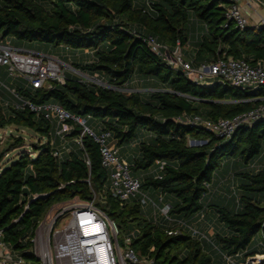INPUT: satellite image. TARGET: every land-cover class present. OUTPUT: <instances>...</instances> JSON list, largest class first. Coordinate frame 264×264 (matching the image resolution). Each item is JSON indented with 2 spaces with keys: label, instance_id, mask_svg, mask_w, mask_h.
<instances>
[{
  "label": "trees",
  "instance_id": "trees-1",
  "mask_svg": "<svg viewBox=\"0 0 264 264\" xmlns=\"http://www.w3.org/2000/svg\"><path fill=\"white\" fill-rule=\"evenodd\" d=\"M229 5L226 0H0L1 40L11 37L10 43L19 49L36 43L90 51L89 63L72 65L109 88L65 73L64 84L53 82L50 89L32 92L11 83L4 69L0 82L37 104H53L71 115L98 119L119 149L144 132L151 134L139 144L132 164L134 177L142 173L141 194L149 193L155 203L170 206V218L189 227L208 212L216 215L224 229V233L215 232L213 239L193 236L188 229L169 236L167 231L177 226L147 221L141 196L123 205L112 197L110 173L103 168L100 147L91 137L83 138V149L75 144L78 150L67 160L55 157L59 149L51 145L52 124L30 111H16L12 94L0 87V129H26L40 140L10 167L0 168V230L7 246L26 264H40L31 242L40 223L54 206L75 198L85 203L96 198L95 205L116 223L120 241L130 238L131 248L140 257L157 264H227L225 257L240 256L242 264H264V244L256 241L264 237V170L253 168L257 161H264V122L220 139L178 121L193 116L208 121L234 119L264 105V87L196 85L153 53L146 42L154 38L170 55L178 44L181 48L195 44L194 67L219 58L255 66L264 61V27L258 31L238 28L228 21ZM199 26L204 32L196 38ZM135 75L156 79L164 87L147 97L119 91ZM81 132L77 126L69 139ZM189 140L205 144L194 147ZM24 148L23 137H10L0 150V164ZM159 163H165L162 171ZM153 168L156 172L150 174ZM230 181L238 183L235 196L227 187L225 196L216 193L218 186Z\"/></svg>",
  "mask_w": 264,
  "mask_h": 264
},
{
  "label": "built area",
  "instance_id": "built-area-1",
  "mask_svg": "<svg viewBox=\"0 0 264 264\" xmlns=\"http://www.w3.org/2000/svg\"><path fill=\"white\" fill-rule=\"evenodd\" d=\"M240 2L250 4L251 0H231L227 8V18L238 28L245 29L249 27V21L240 7ZM146 42L153 53L162 57L169 65L180 69L196 85H206L210 81L219 80L218 83L242 89L264 87V63L262 62L251 66L244 60L219 58L214 63L202 64L194 68L191 63L182 59L179 44L170 55L167 48L159 45L154 38L149 37ZM1 69L5 70L11 83L20 84L32 92L50 89L53 82L64 84L66 80L62 62L58 58L19 49L10 42L0 39ZM0 87L10 91L14 98L12 107L16 111H30L52 124L54 128L51 138L52 147L56 145L55 137L62 139L64 144H69V136L77 126H80L82 132L73 141L83 149V138L89 136L99 145L102 166L110 173L109 192L121 205L141 196L143 207L151 203L156 220L160 213L166 223L177 226V230L167 231L169 236L182 235L184 229H188L193 236L206 238L205 235L193 232L184 222L170 218V206H160L147 195L141 194V181L132 175L133 165L120 159L119 149L110 143L112 139L110 132L102 130L96 133L88 128L87 122L79 116L71 115L53 104H37L23 97L16 88L9 90L4 83L0 82ZM119 91L128 96L133 94L128 90L119 89ZM178 121L196 129H203L220 139H229L242 127L250 128L264 122V105L231 120L208 121L200 116H193ZM68 153L71 152L68 151ZM62 155L59 150L54 153L57 158H62ZM85 163L90 167L88 157H85ZM158 166L162 171L165 163H159ZM63 188L62 186L59 190ZM95 200L96 198L84 205L65 209L49 223H47L49 214L46 216L31 240L34 254L40 264H157L154 259L140 257L131 248L130 238H125L124 246H121L116 223L105 211L95 205ZM263 244L264 237L261 239L260 246ZM225 260L227 264H235L231 257H225ZM0 264H26L24 258L14 253L4 242L1 230Z\"/></svg>",
  "mask_w": 264,
  "mask_h": 264
},
{
  "label": "rangeland",
  "instance_id": "rangeland-1",
  "mask_svg": "<svg viewBox=\"0 0 264 264\" xmlns=\"http://www.w3.org/2000/svg\"><path fill=\"white\" fill-rule=\"evenodd\" d=\"M195 32V31H194ZM12 41V38L11 37H8L7 38V42H11ZM21 49L23 50H27V51H32V52H35L37 54H41V55H44V56H49V57H54V58H59L62 62V66H63V71L67 74H73V75H76L78 76L79 78L85 80V81H88L90 83H94V84H97V85H101V86H108L106 84H103L101 81L98 80V78L95 76V77H89L87 75H84L80 72H78L75 67L72 65L71 63V58L74 56H78L77 54V51L78 50H75V49H72V48H59V49H56L52 46H47V45H43V44H27L26 46L22 47ZM63 49H65V51L63 52ZM184 49V48H183ZM68 51H71L70 53ZM190 51H192V47L190 46H186V49H185V52L189 53ZM182 59H186V54H184V56L182 57ZM143 81H155L156 84H151V86L148 88L150 91H143V89L141 88L140 86V83L143 82ZM220 82L219 80H213V81H210L208 82L206 85H209V84H215V83H218ZM132 86H134V88L137 90L138 93H140L141 95L143 96H147L149 95L150 93H153V92H157V91H160L162 90L163 86L161 84H159L156 79H153V78H145V77H140L138 75H135L130 83ZM112 88V87H110ZM113 89V88H112ZM4 106H6V103H4ZM82 119L86 122H88L90 119L93 120L94 123H96L98 121V119L96 118H92V117H82ZM93 122L92 123H89L87 125L88 128L90 129H93L92 126H93ZM23 137L25 139V148L24 149H20L18 151H14L12 153H10L9 155L6 156V158L4 159V161L0 164V168H8L10 167L17 159H18V156L19 154L23 153V151H30V146L33 145V144H36L37 142H39V136L36 135L34 132L32 131H29V130H26V129H18L17 127H10V128H6L4 130H1L0 129V150L2 151L3 149H5L7 147V142L9 141L10 137ZM43 143H46L45 140H41ZM68 141H69V145H67V147H64L61 145L60 147V151L63 153V156H62V160H67L69 158V155L67 154V150H70V151H77L78 148L75 146V142L71 139L68 138ZM71 141V142H70ZM141 143V139L138 137L132 144H126L123 146V149H128L129 150V153L128 155H130L131 157V161L133 162L135 160V158L138 156V146L139 144ZM189 145L190 146H203L205 143L201 140H189L188 141ZM57 146V145H56ZM254 170L256 172L258 171H261V170H264V161H257L254 166H253ZM156 172V168H153L149 171V173H155ZM137 176L139 178L142 177V173H138ZM227 187V189L229 190V192H231V194L233 196L236 195V191H237V188H238V183L237 181H230V184H227L226 186H223L221 187L218 186V190H217V194H220L221 191H225V188ZM227 192V191H226ZM225 193V192H223ZM146 195L150 196L149 198L150 199H155L153 198V196H151L149 193ZM225 195V194H223ZM238 198V197H237ZM158 205H159V200H156ZM85 202L80 200L79 198H75L74 200L66 203V204H60V205H56L53 207L51 213H48L49 214V217L47 219V223L51 222V220L56 217L60 212H62L63 210L65 209H69L71 208L72 206H79V205H84ZM151 204V203H150ZM147 205L143 208V211H144V216H145V219L147 221H156V218H155V213H154V210L152 208L151 205ZM213 215V219H211V216L208 212H206L204 214L205 217H209L210 219L209 220H205L204 219V216L202 218V214L200 215L201 218L197 221H194L190 224V227L192 229L193 232H198L200 233V235H205L210 229L212 228H215L214 227V224L216 223L215 221H217V218H216V215L215 214H212ZM158 221H159V225L164 227V220L161 218L160 216V213H158ZM217 226H221L220 223L217 221ZM204 229V231H203ZM121 239V238H120ZM121 246H124L123 244V241L121 240L120 242ZM215 249V248H214ZM218 255L217 254H213V258L218 260Z\"/></svg>",
  "mask_w": 264,
  "mask_h": 264
},
{
  "label": "crops",
  "instance_id": "crops-1",
  "mask_svg": "<svg viewBox=\"0 0 264 264\" xmlns=\"http://www.w3.org/2000/svg\"><path fill=\"white\" fill-rule=\"evenodd\" d=\"M222 1H225V0H222ZM226 1H228V2H230L231 0H226ZM240 7H241V9H242V11H243V13H244V15L246 16V18L248 19V21H249V27L250 28H252V29H254V30H256V31H258V30H260L261 28H263L264 27V0H251V2H250V4H247V3H245V2H240ZM202 32H204L203 31V29L201 28V26H199L198 27V31H197V34H196V38L197 37H199V34H201ZM194 45L195 44H193V43H189L188 45H186V46H190V47H192V51H190L189 53L187 52H185V49H186V46L185 47H183V48H181V53H182V57L184 56V54H186V59H185V61L186 62H189V63H191L192 64V66L194 67V65H193V59H192V54H193V47H194ZM65 51V49H63V52ZM69 53L71 52V51H68ZM77 54H78V56H74V58L72 57L70 60H71V63H89L91 60H92V55L90 54V51H84V52H79V51H77ZM59 59V58H58ZM60 60V59H59ZM61 61V60H60ZM245 61V60H244ZM260 62H262V63H264V61H259L258 63H260ZM257 63V64H258ZM256 64V65H257ZM202 65V64H201ZM255 65V66H256ZM200 66V65H199ZM198 66V67H199ZM63 67V66H62ZM175 68V67H174ZM194 68H197V67H194ZM175 69H177V68H175ZM151 84H156V82L154 81H143V82H141L140 83V86H141V88L143 89V91H150L148 88L151 86ZM219 84V83H218ZM209 85H212V84H209ZM164 87V86H163ZM124 90H128V91H131V92H133V93H138L137 92V90L134 88V86H132L131 84H129V86L126 88V89H124ZM148 96V95H147ZM146 96V97H147ZM186 118H188V117H186ZM93 122V120L92 119H90L88 122H87V125L89 124V123H92ZM92 130L94 131V132H96V133H100L101 131H102V124H101V121H97L96 123H94L93 122V126H92ZM151 137V134H149V133H147V132H144V133H142L141 134V142L142 141H145V140H147V139H149ZM55 139H56V147H58V149H59V151H60V147H61V145L62 146H64V147H67V145H69V144H64L63 143V141H62V139H60V138H56L55 137ZM110 143L112 144V145H115L116 146V141L115 140H113V139H111L110 140ZM117 147V146H116ZM119 149V148H118ZM68 151H70V150H67V154L69 155L70 153H68ZM61 152V151H60ZM71 153L73 152V151H70ZM62 153V152H61ZM128 153H129V150L127 149H123V148H120L119 149V157H120V159H122V160H125V161H127L128 163H130V164H133V162L131 161V157H130V155H128ZM63 154V153H62ZM138 155V154H137ZM63 156V155H62ZM138 157V156H137ZM136 157V158H137ZM160 171V170H159ZM151 174V173H150ZM135 178H138L139 179V177L138 176H136ZM224 191H221L220 192V195H223V194H225V193H223ZM218 196V195H217ZM225 196V195H224ZM216 197V196H215ZM215 197H214V199H215ZM206 213V212H205ZM205 213H203L202 215L204 216V214ZM210 216H211V219H213L214 217H213V215L212 214H210ZM201 218V216L197 219V220H199ZM163 219V218H162ZM210 218L209 217H205V220L207 221V220H209ZM164 220V219H163ZM197 220H195V221H197ZM156 222H158L159 223V221H158V218H157V220H156ZM216 223L214 224V227L215 228H212V229H210L205 235L206 236H208V237H210L211 239H213V235H214V233L215 232H218V233H224V229H223V226H217V221H215ZM164 225H166V227H168V226H170L169 224H167V223H165V220H164ZM203 231H204V229H203ZM256 241H257V243L258 244H260L261 243V237H257V239H256ZM121 242V241H120ZM124 244V243H123ZM234 262H235V264H242V258H241V256L240 257H237V258H234Z\"/></svg>",
  "mask_w": 264,
  "mask_h": 264
}]
</instances>
